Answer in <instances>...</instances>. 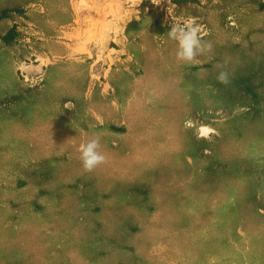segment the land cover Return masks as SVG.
<instances>
[{"label": "rangeland", "instance_id": "1", "mask_svg": "<svg viewBox=\"0 0 264 264\" xmlns=\"http://www.w3.org/2000/svg\"><path fill=\"white\" fill-rule=\"evenodd\" d=\"M0 264H264V0H0Z\"/></svg>", "mask_w": 264, "mask_h": 264}, {"label": "clouds", "instance_id": "2", "mask_svg": "<svg viewBox=\"0 0 264 264\" xmlns=\"http://www.w3.org/2000/svg\"><path fill=\"white\" fill-rule=\"evenodd\" d=\"M201 32V26L194 19L177 17L172 20L167 36L177 43L175 55L178 61L190 64L197 57L212 50L211 43L203 39ZM204 35H207V33H204ZM217 80L222 84H228L230 82L229 74L226 71H220L217 75ZM188 123L190 124V121ZM199 131L201 136H207L213 130L203 126ZM101 148V137L99 134H93L91 139L80 145L79 159L85 172H92L98 166L107 162V157L101 151Z\"/></svg>", "mask_w": 264, "mask_h": 264}, {"label": "bare ground", "instance_id": "3", "mask_svg": "<svg viewBox=\"0 0 264 264\" xmlns=\"http://www.w3.org/2000/svg\"><path fill=\"white\" fill-rule=\"evenodd\" d=\"M203 126H206V125H202L201 127H203ZM201 127H200V128H201ZM207 127H208V126H207ZM199 130H200V129H199ZM199 133H200V132H199Z\"/></svg>", "mask_w": 264, "mask_h": 264}]
</instances>
